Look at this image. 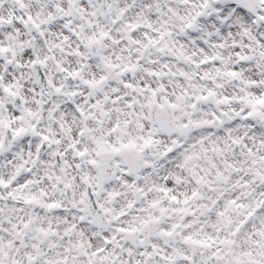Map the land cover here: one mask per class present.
I'll list each match as a JSON object with an SVG mask.
<instances>
[{
    "label": "snow or ice",
    "instance_id": "1",
    "mask_svg": "<svg viewBox=\"0 0 264 264\" xmlns=\"http://www.w3.org/2000/svg\"><path fill=\"white\" fill-rule=\"evenodd\" d=\"M0 264H264V0H0Z\"/></svg>",
    "mask_w": 264,
    "mask_h": 264
}]
</instances>
